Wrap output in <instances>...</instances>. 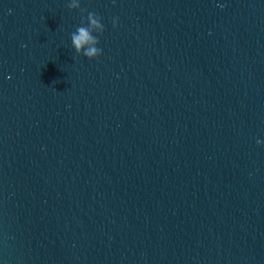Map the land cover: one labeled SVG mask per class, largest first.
<instances>
[{
	"label": "water",
	"instance_id": "95a60500",
	"mask_svg": "<svg viewBox=\"0 0 264 264\" xmlns=\"http://www.w3.org/2000/svg\"><path fill=\"white\" fill-rule=\"evenodd\" d=\"M71 2L0 0V264H264V0Z\"/></svg>",
	"mask_w": 264,
	"mask_h": 264
},
{
	"label": "clouds",
	"instance_id": "9594fccd",
	"mask_svg": "<svg viewBox=\"0 0 264 264\" xmlns=\"http://www.w3.org/2000/svg\"><path fill=\"white\" fill-rule=\"evenodd\" d=\"M70 9L80 8V3L77 0H72L68 4ZM223 7V5H221ZM86 11V10H85ZM101 17L94 12H88L86 17V24L79 26L75 32L71 34L72 46L76 53L82 54L85 57L92 59L102 53V49L98 48V36L93 33H103L104 24L101 22ZM118 23V18H113V26Z\"/></svg>",
	"mask_w": 264,
	"mask_h": 264
}]
</instances>
